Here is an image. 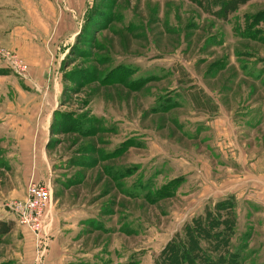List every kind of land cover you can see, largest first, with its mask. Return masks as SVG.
<instances>
[{
    "label": "rangeland",
    "instance_id": "rangeland-1",
    "mask_svg": "<svg viewBox=\"0 0 264 264\" xmlns=\"http://www.w3.org/2000/svg\"><path fill=\"white\" fill-rule=\"evenodd\" d=\"M66 1L78 34L42 82L0 46L25 74L0 57V196L52 182L43 263L58 236L64 264H179L173 243L211 214L230 243L202 240L204 254L264 264V0ZM9 213L0 264H36Z\"/></svg>",
    "mask_w": 264,
    "mask_h": 264
},
{
    "label": "crops",
    "instance_id": "crops-1",
    "mask_svg": "<svg viewBox=\"0 0 264 264\" xmlns=\"http://www.w3.org/2000/svg\"><path fill=\"white\" fill-rule=\"evenodd\" d=\"M62 4L68 7L66 0ZM72 19V16H66L63 10L60 9L58 0H0V46L15 50L30 65L32 79L35 82H42L51 73L49 71H52V65L55 64V60L59 59L60 51L74 40L78 34L77 26ZM48 124L47 136L49 137L51 128L50 117ZM41 148L42 160L50 168L47 144L42 145ZM245 170L247 178L255 177L258 173L257 170L255 172L251 171L248 166ZM254 173L256 174L254 175ZM48 182H51L49 178ZM258 190L264 192V187ZM258 193L261 192L258 191ZM52 211L53 200L49 211L50 215H53ZM9 214L4 208V199L0 196V221H4V218H7L14 222L13 218L10 219L8 217ZM48 218L47 221L51 219L49 216ZM45 223L48 224L50 233L54 223L52 221ZM34 238L31 235L25 245L23 244V250H26L29 255L35 254H33L34 247L31 244ZM57 238L58 236L53 241L52 237L50 239L46 264L65 263L66 254H64V249ZM26 246H28L27 249L25 248ZM36 250H38L37 242Z\"/></svg>",
    "mask_w": 264,
    "mask_h": 264
},
{
    "label": "trees",
    "instance_id": "trees-1",
    "mask_svg": "<svg viewBox=\"0 0 264 264\" xmlns=\"http://www.w3.org/2000/svg\"><path fill=\"white\" fill-rule=\"evenodd\" d=\"M239 1V0H236ZM249 0H242L241 2L244 3ZM183 77H186L185 74H182ZM186 81V82H185ZM181 83H192V80H184L181 81ZM194 104L195 107L198 109L206 110V111H215L216 105L213 103V100L205 93H195L194 94ZM52 128V127H51ZM225 210H228V208H225ZM216 216L218 214H215ZM204 218L201 220H196L197 222H194L192 225V228H188L186 230L185 237L182 238L181 236L178 238V241L176 243H173L176 245L172 248L171 255L178 253V263L180 264H189L190 257L187 256H193V258L198 262H207L211 264H232L229 263V261L226 262V259L224 257L217 258V260L213 259L211 256H208L204 254V250L201 248L200 243L202 240L208 241L209 243H212L213 240L217 242H221L225 247L229 246L230 243V236L228 235L231 231L229 222L226 221L225 218H223L220 222L218 220L211 221V216ZM204 220V221H203ZM222 227L224 228L222 230ZM13 229V225L10 222H1L0 223V241L3 239L4 236H6L8 233H10ZM178 242V244H177ZM174 248L176 250L174 251ZM228 255L229 252L226 250L224 252V255ZM223 256V254H222ZM169 258L166 259L168 261ZM169 263H172L171 258L169 259ZM194 264V262L192 263Z\"/></svg>",
    "mask_w": 264,
    "mask_h": 264
},
{
    "label": "built area",
    "instance_id": "built-area-1",
    "mask_svg": "<svg viewBox=\"0 0 264 264\" xmlns=\"http://www.w3.org/2000/svg\"><path fill=\"white\" fill-rule=\"evenodd\" d=\"M0 57L7 60L8 65L17 75L25 76L11 52L0 50ZM52 200L53 185L47 182L45 189L31 185L25 201L4 204V207L15 216L16 221L34 234L38 246L36 264H43L45 256L46 251L41 245L45 243L49 230L44 220L49 216Z\"/></svg>",
    "mask_w": 264,
    "mask_h": 264
}]
</instances>
